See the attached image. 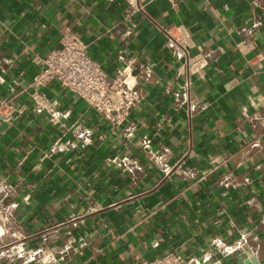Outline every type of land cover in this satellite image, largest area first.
<instances>
[{
  "label": "crops",
  "instance_id": "obj_1",
  "mask_svg": "<svg viewBox=\"0 0 264 264\" xmlns=\"http://www.w3.org/2000/svg\"><path fill=\"white\" fill-rule=\"evenodd\" d=\"M139 1L134 22L127 0H0V102L66 27L111 77L132 64L142 96L114 128L52 85L67 126L93 132L65 130L53 152L63 134L45 115L0 125V264H140L169 251L264 264V0ZM181 25L193 53L210 55L192 118L164 91L180 64L161 29Z\"/></svg>",
  "mask_w": 264,
  "mask_h": 264
},
{
  "label": "built area",
  "instance_id": "obj_2",
  "mask_svg": "<svg viewBox=\"0 0 264 264\" xmlns=\"http://www.w3.org/2000/svg\"><path fill=\"white\" fill-rule=\"evenodd\" d=\"M168 1L174 4L177 0ZM127 3L130 9L127 19H138L145 14V7L139 0H127ZM132 25L135 26L134 23ZM161 30L168 39L166 46L172 50L180 64L176 74L180 84L176 88L166 87L165 94L173 98L175 110L185 107L187 115L192 118L197 111V106L192 100L193 76L207 67L210 55L203 52L193 53L195 44L192 33L184 25ZM117 60L124 63L126 58L124 54H119ZM33 62L36 69L31 80L26 84L21 80H14L9 94L0 102V125L10 126L24 120L29 110L35 115H45L50 125L63 134L54 143L51 152L59 149L65 130L75 132L78 140L87 141H91L93 133L86 129L80 132L81 128L77 126H67L65 120L69 117V111L62 110L60 101L47 92L52 85H58L84 101L90 111L107 120L114 128H123L133 110L142 101L132 64L120 67L117 74L111 77L101 63L91 56L87 44L70 27L62 30L59 48L45 54H35ZM236 244H238L236 248L227 247L230 254L243 246L240 241ZM200 263L194 259L187 260L177 251H169L162 256L140 262V264Z\"/></svg>",
  "mask_w": 264,
  "mask_h": 264
}]
</instances>
